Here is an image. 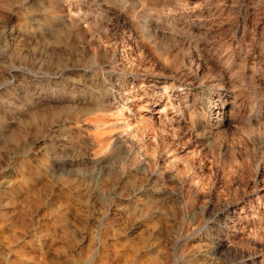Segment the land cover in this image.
Returning <instances> with one entry per match:
<instances>
[{
	"label": "bare ground",
	"instance_id": "obj_1",
	"mask_svg": "<svg viewBox=\"0 0 264 264\" xmlns=\"http://www.w3.org/2000/svg\"><path fill=\"white\" fill-rule=\"evenodd\" d=\"M120 1L125 11H118L116 19L130 21L136 36L121 39V55L113 54V64L120 62L123 69H110V75L117 74L118 83L108 81L109 72L98 64L97 55L92 72L72 67L71 60L65 59V64L49 76L55 85L50 93L31 99L26 92L11 88L0 96L1 105L9 101L13 112L32 115L35 111L52 122L65 118L58 139L65 159L55 160L53 139L48 152L47 167L53 177L59 171L70 174L88 164L101 170L125 155L119 181L101 184L110 188L103 197L101 223L121 225L114 205L123 201L131 216L142 209L137 206L151 210V204L157 202L161 209L155 213L172 210L175 222L181 224L196 206L191 194H203L206 204L199 205L202 213L192 220L198 230L209 228L210 234L203 239L209 248L208 260L212 263L217 258L220 264H231V255L239 258L233 243L241 238L260 254L259 261L264 264V0ZM139 6H143L140 14L148 21L143 27L136 22ZM98 16L104 18L103 13L75 4L67 10L63 5L57 7L50 18L63 21L56 29L59 34L79 37L84 28L97 24ZM49 24L45 19L39 25L45 29L44 37ZM9 36L8 46L13 48L27 38ZM50 41L58 50L60 39L52 36ZM139 42L152 45V57L158 64L142 58L145 51ZM135 51L139 52V69L126 60L132 61ZM171 73L177 79L164 78L162 84L149 81ZM136 78H143L144 85H136L126 90L128 96L123 95L124 85L136 84ZM126 111L129 116H125ZM97 112L124 118V124L118 132L104 135L107 121L91 118ZM4 125L2 118L0 128ZM23 136L24 132H12L11 141L18 143ZM164 154L170 158L164 160L161 171L157 160ZM139 175L146 176L137 179ZM242 187L245 191L238 197ZM184 231L171 240L178 249L196 233Z\"/></svg>",
	"mask_w": 264,
	"mask_h": 264
},
{
	"label": "rangeland",
	"instance_id": "obj_2",
	"mask_svg": "<svg viewBox=\"0 0 264 264\" xmlns=\"http://www.w3.org/2000/svg\"><path fill=\"white\" fill-rule=\"evenodd\" d=\"M47 2L0 0V96L12 88L26 92L27 97L31 99L43 97L55 86L49 76L65 64V59L71 60L72 67L92 72L94 55L98 56V64L105 67L103 71L109 72L108 81L118 83L117 74L110 75V69L115 68L116 72L123 69L120 62L113 64L115 58L113 54L121 55V39L136 36L130 21L116 19L118 11H125L121 1L47 0ZM75 4H83L92 11L103 13L104 18L98 16L97 24L86 28L87 30L84 28L79 37L74 33L70 36L61 35L56 29L63 21L50 17L57 7L63 5L67 10ZM142 11L143 6H139L136 22L141 27L148 22L146 17L140 14ZM45 19H49L50 24L49 33L47 31L44 37L45 29L40 26ZM11 34L22 37L26 35L27 38H22L24 41L21 40L13 48L12 45L8 46ZM52 36L61 41V44L56 46L58 50L53 49L50 41ZM139 44L140 46L143 44L144 49L141 51H145L142 58L158 64L157 60L153 59L155 51H152L154 50L152 45L148 42ZM258 48L255 50L259 51ZM138 56L139 52L135 51L132 61L126 59L129 66L139 69ZM175 76V73H171L163 78L158 76L156 80L150 78L149 81H152V84H162L164 78ZM142 79L138 78L134 85L131 83L124 85L123 95L128 96L126 90L136 85H144L141 83ZM20 86L23 89L19 88ZM19 91H16V96ZM27 97L25 96V99ZM12 98L15 99L14 96ZM13 111L9 101L4 106L0 103V119L4 118L7 124L4 125V129L0 128V264H220L217 258L215 259L217 261L212 263L208 260L209 248L203 239L206 234H210L209 228L204 226L198 230L195 221L192 220L202 213L199 205L203 207L206 204L203 194L199 197L191 194L190 199L197 203L189 210L187 220L181 224L175 222L176 215L172 210L164 209L158 214L155 213L161 209L157 202L151 204L153 205L151 210L133 204L144 210L136 211V214L131 216L125 211L127 203L123 201L114 205V210L119 212L121 225L109 226L106 222L101 223L102 217L99 216L102 215L105 204L103 197L110 191V188H103L101 184L119 181L123 173L120 170V162L125 155L110 161L101 170L88 164L73 171L74 173L59 171L53 177L47 167L48 152L53 145L51 142L53 139L57 152L55 160L58 162L65 159L58 141L62 135L61 125L66 122L65 118L52 122V119L35 111L32 113L35 115L33 119L27 112ZM125 114L130 115L128 111ZM94 117L107 121L104 134L107 136L118 132L119 126L124 124V118L114 117V120L111 114L97 112L91 116ZM110 124H114V127ZM54 130L58 131L54 133ZM18 131L24 132V136L20 142L15 143L11 141L12 132ZM70 155L73 156V153ZM167 155L164 154L163 158L157 160L158 169L161 171L165 169L164 160L170 158V155ZM129 176L128 179L133 180V176H130L131 179ZM145 176L139 175L137 179ZM243 188L238 191V197L245 191ZM137 227L140 229L137 230ZM182 229L187 234L194 230L196 233L178 249L171 240L175 237L178 239ZM245 242L239 238L233 243V247L239 250V258L231 255L229 258L231 264H261L260 254L255 253Z\"/></svg>",
	"mask_w": 264,
	"mask_h": 264
}]
</instances>
